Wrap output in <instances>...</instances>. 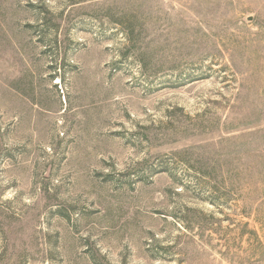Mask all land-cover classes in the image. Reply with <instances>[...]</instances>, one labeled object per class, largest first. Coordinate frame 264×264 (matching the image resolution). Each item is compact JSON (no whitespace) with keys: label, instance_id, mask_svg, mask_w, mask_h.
I'll list each match as a JSON object with an SVG mask.
<instances>
[{"label":"rangeland","instance_id":"1","mask_svg":"<svg viewBox=\"0 0 264 264\" xmlns=\"http://www.w3.org/2000/svg\"><path fill=\"white\" fill-rule=\"evenodd\" d=\"M0 264H264V0H0Z\"/></svg>","mask_w":264,"mask_h":264}]
</instances>
